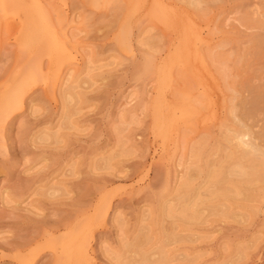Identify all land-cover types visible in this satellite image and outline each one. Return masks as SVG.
<instances>
[{
	"label": "rangeland",
	"instance_id": "rangeland-1",
	"mask_svg": "<svg viewBox=\"0 0 264 264\" xmlns=\"http://www.w3.org/2000/svg\"><path fill=\"white\" fill-rule=\"evenodd\" d=\"M54 259L264 264V0H0V264Z\"/></svg>",
	"mask_w": 264,
	"mask_h": 264
},
{
	"label": "bare ground",
	"instance_id": "bare-ground-1",
	"mask_svg": "<svg viewBox=\"0 0 264 264\" xmlns=\"http://www.w3.org/2000/svg\"><path fill=\"white\" fill-rule=\"evenodd\" d=\"M262 19H263V18H262ZM262 29H263V28H262ZM240 37H242V36H240ZM255 37H256V36H255ZM244 38H245V36H244ZM253 38H254V37H253ZM257 38H258V37H257ZM241 42H242V41H240V43H241ZM244 42H245V41H244ZM241 44H242V45H245V43H241ZM240 140H241V139H240ZM251 144H252V143H251ZM249 145H250V143H249ZM252 145H254V144H252ZM247 146H248V145H247ZM234 147H235V146H234ZM244 147H245V146H244ZM253 147H254V146H253ZM253 147H252V148H253ZM252 148H251V149H252ZM251 149H248V150L245 149L244 152H246V150L249 151V150H251ZM260 150H261V149H260ZM248 153H249V152H248ZM245 155H246V154H245ZM250 155L253 156L252 154H250ZM254 156H255V155H254ZM41 182H43V181H41ZM56 259H57V257H56ZM59 260H60V259H59ZM59 260H55V259H54V262H52V263L50 262L49 264H60ZM33 261H34V260H33Z\"/></svg>",
	"mask_w": 264,
	"mask_h": 264
}]
</instances>
